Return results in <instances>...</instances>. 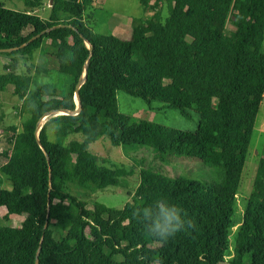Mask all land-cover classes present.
Wrapping results in <instances>:
<instances>
[{
	"label": "trees",
	"instance_id": "obj_1",
	"mask_svg": "<svg viewBox=\"0 0 264 264\" xmlns=\"http://www.w3.org/2000/svg\"><path fill=\"white\" fill-rule=\"evenodd\" d=\"M49 1L43 18L7 8L0 0V55L6 57L0 91L14 86L21 120L19 127H9L0 173L26 191L10 197L0 190V207L6 209L0 264H35L38 249V264H264V149L242 222L230 236L264 100V0H168L165 18H132L129 39L87 25L83 15L94 0ZM139 2L147 14L159 0ZM23 3L34 8L42 0ZM37 49L46 58L37 73H46L52 64L71 77L64 92L51 84L32 90V76L17 73L13 56H31ZM85 71L80 111L47 116L37 134V122L47 112L76 109L75 86ZM119 91L150 108L161 102L186 119L196 115L197 129H166L120 113ZM50 123L59 139L80 135V140L51 141ZM102 137L116 147L147 146L161 155L197 158L217 169L218 180L172 179L141 170L122 209L99 202L90 209L70 184L95 192L120 185L129 174L123 166L99 164L89 152V145ZM158 200L184 209L194 227L167 243L151 237L132 213ZM13 214L23 216L19 226L6 224Z\"/></svg>",
	"mask_w": 264,
	"mask_h": 264
},
{
	"label": "rangeland",
	"instance_id": "obj_2",
	"mask_svg": "<svg viewBox=\"0 0 264 264\" xmlns=\"http://www.w3.org/2000/svg\"><path fill=\"white\" fill-rule=\"evenodd\" d=\"M5 7L31 11L32 13L46 18L50 11V1L42 0L38 7L29 8L23 0H1ZM169 13L168 0H159L155 11L147 14L139 0H94L86 8L83 18L87 25L95 32L112 34L122 39H129L128 31H131V19L135 17L157 16L165 18ZM232 26L229 24V28ZM18 60L17 73H29L32 76L30 89H35L42 84H51L58 92H64L71 83L69 75L59 73L48 64L46 73H37L36 67L44 66L46 58L39 49L33 51L31 56L17 54L13 56ZM6 57L0 55V73H3V64ZM10 58V57H7ZM57 68V65H56ZM168 81L166 80L165 83ZM13 85H8L4 91H0V165L5 161L2 155L6 147V140L11 135L10 126L19 127L20 118L17 107L20 100L13 94ZM117 104L120 113L136 118L152 121L166 129L178 131H195L197 129V116L192 119L184 118L178 110L167 108L161 102H152L150 108L147 103L139 97L124 92L117 93ZM45 119L42 121V124ZM56 125L50 123L47 126L51 141L66 143L71 139L80 140V135H70L66 139H59L55 133ZM264 149V100L262 101L256 119L246 156V161L236 196L233 221L235 226L230 231L232 236L241 224L247 198L251 192L259 159ZM89 152L96 155L98 163L106 167L113 165L123 166L129 174L122 178L118 186H110L103 190L91 192L85 188L70 184L69 190L78 198L86 202L87 207L92 209L95 202L102 203L110 208L122 209L124 204L131 198L139 184L141 170L162 174L168 178L193 179L200 182L218 180L217 169L203 164L197 158L176 157L173 155H161L147 146L116 147L111 144L107 137L91 143ZM0 190L8 193L10 197H19L26 191L18 186L12 185L6 177L0 173ZM130 194V195H129ZM6 213L5 207H0V224L4 223L1 218ZM23 216L10 215L6 224L19 226ZM233 238L230 239V252H233Z\"/></svg>",
	"mask_w": 264,
	"mask_h": 264
},
{
	"label": "clouds",
	"instance_id": "obj_3",
	"mask_svg": "<svg viewBox=\"0 0 264 264\" xmlns=\"http://www.w3.org/2000/svg\"><path fill=\"white\" fill-rule=\"evenodd\" d=\"M133 217L144 224L147 233L163 243L178 232L194 227L187 219L184 209L165 200H158L153 205L134 207Z\"/></svg>",
	"mask_w": 264,
	"mask_h": 264
},
{
	"label": "water",
	"instance_id": "obj_4",
	"mask_svg": "<svg viewBox=\"0 0 264 264\" xmlns=\"http://www.w3.org/2000/svg\"><path fill=\"white\" fill-rule=\"evenodd\" d=\"M59 26H61V25H59ZM59 26H55V27H59ZM55 27L48 28L46 31H50L51 29H53V28H55ZM46 31H43V32H41V33H39V34L33 36L30 40H28L27 43L21 45L20 47L25 46L26 44H28L29 42H31V41L34 40L35 38H37V37L41 36L42 34H44V32H46ZM10 50H11V49H10ZM0 51L2 52V51H4V50H1V49H0ZM86 72H87V71H85V75H84V77H81V78L78 80V82H77V84H76V86H75V95H74V96H75V100H76V102H77V107H76V109H75L74 111H70V110H66V109H61V110H51V111L47 112V113H46L42 118H40L39 121L37 122V125H36L37 134H38V130H40V127H41V125H42V121H43L47 116H50V115L53 116V115H58V114H74V113L76 114V113H78V112L80 111L79 89H80L81 85L84 83L85 76H86ZM37 141H38V140H37ZM38 142H39V141H38ZM47 160H48V158H47ZM45 227H46V225H45ZM38 255H39V249H38L37 254H36V261H35V264H38Z\"/></svg>",
	"mask_w": 264,
	"mask_h": 264
},
{
	"label": "crops",
	"instance_id": "obj_5",
	"mask_svg": "<svg viewBox=\"0 0 264 264\" xmlns=\"http://www.w3.org/2000/svg\"><path fill=\"white\" fill-rule=\"evenodd\" d=\"M128 35L127 36H129V35H131V31H128V33H127ZM130 38V37H129Z\"/></svg>",
	"mask_w": 264,
	"mask_h": 264
}]
</instances>
